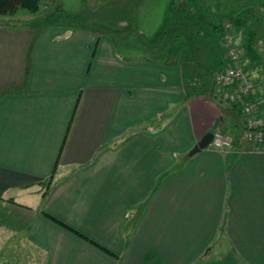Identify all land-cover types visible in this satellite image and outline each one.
Wrapping results in <instances>:
<instances>
[{"label": "crops", "instance_id": "0c3cea01", "mask_svg": "<svg viewBox=\"0 0 264 264\" xmlns=\"http://www.w3.org/2000/svg\"><path fill=\"white\" fill-rule=\"evenodd\" d=\"M131 47L0 22V264H264V147L177 51Z\"/></svg>", "mask_w": 264, "mask_h": 264}, {"label": "rangeland", "instance_id": "374dc122", "mask_svg": "<svg viewBox=\"0 0 264 264\" xmlns=\"http://www.w3.org/2000/svg\"><path fill=\"white\" fill-rule=\"evenodd\" d=\"M58 20L108 30L124 49H128L127 44L132 46L129 53L135 58L143 54L141 47L152 55L164 45L168 51H177L193 75L190 84L199 82L200 86L202 82L208 89L214 87L217 104L224 108L233 106L222 95L224 88L216 83L213 86L214 73L219 70L213 67L229 61L228 49L237 51L238 58L236 64L225 65L240 67L243 83L264 71V0H40L37 12L20 8L16 13L0 15V22L10 25ZM219 23L225 31L223 37L221 28L216 27ZM248 42L252 49H248ZM199 65L203 67L197 69ZM256 90L264 91V85L259 83Z\"/></svg>", "mask_w": 264, "mask_h": 264}, {"label": "built area", "instance_id": "2783aa9c", "mask_svg": "<svg viewBox=\"0 0 264 264\" xmlns=\"http://www.w3.org/2000/svg\"><path fill=\"white\" fill-rule=\"evenodd\" d=\"M226 56L229 62L236 64L238 52L233 48L228 49ZM214 83L223 87L224 98L240 103L245 118L241 138L248 143L264 147V91H257L259 83L264 85V71L257 77H249V81L242 82V72L237 65H225L214 73ZM232 86V88H229ZM254 95L250 98L251 95ZM233 140L222 134L221 131H214V136L209 146L216 149L226 150L232 147Z\"/></svg>", "mask_w": 264, "mask_h": 264}, {"label": "trees", "instance_id": "16d2710c", "mask_svg": "<svg viewBox=\"0 0 264 264\" xmlns=\"http://www.w3.org/2000/svg\"><path fill=\"white\" fill-rule=\"evenodd\" d=\"M20 8L27 9L30 12H37L39 10V8H40V0H0V15H8V14L16 13ZM240 19H241L240 17L237 18L238 21ZM238 21H237V24L240 25L241 22H238ZM235 24H236V22H235ZM216 27H217V29H220L221 28V33H219V34H220V37H223L225 31L224 30L222 31V29H223L222 23L216 24ZM250 39H251V37H250ZM252 48L253 47H252L251 43L248 42V49H252ZM254 54L257 55L256 51H254ZM211 60H212L211 61V63H212L213 62V59H211ZM228 62L221 61L220 63H218V66H215L213 68H216V67L222 68ZM213 68H210V71L211 72L213 71ZM255 77H257V76H255ZM191 82H192L191 80H187L186 81V88L188 90V95H191L193 93L200 92L203 95H205V97L207 99L214 100L217 103V96H218V94H217V92H216V90H215L214 87L211 88V89H208V87H205L204 83H202V82L200 83V86L198 85L199 82L196 83V84H190ZM212 83H213V86H214L215 85L214 81ZM229 88H232V86H229ZM222 95H220V97H221V100L223 101L224 98L222 97ZM253 96L254 95L252 94L250 96V98H252ZM225 99H227V98H225ZM227 101H230V103L233 106L232 107L233 110H235V111H237V112H239L240 114L243 115L242 110H241V106H240V103L239 102L232 101V100H229V99H227ZM262 108H264V106ZM244 122H245V120H244ZM51 217L53 219H55L56 221L60 222L61 224L65 225L66 227L70 228L71 230H75L74 228H72L69 225L65 224L61 220H59V219H57V218H55L53 216H51ZM75 231H77V230H75ZM82 236L85 237V238H87V239H89L85 235H82ZM89 240L90 241H93L92 239H89Z\"/></svg>", "mask_w": 264, "mask_h": 264}, {"label": "water", "instance_id": "95a60500", "mask_svg": "<svg viewBox=\"0 0 264 264\" xmlns=\"http://www.w3.org/2000/svg\"><path fill=\"white\" fill-rule=\"evenodd\" d=\"M214 136V132L213 131H209L207 132L204 137L198 142V144L193 148L192 152L198 151L201 148H205L207 147L210 142L212 141Z\"/></svg>", "mask_w": 264, "mask_h": 264}]
</instances>
